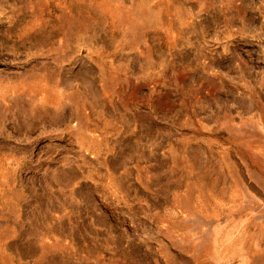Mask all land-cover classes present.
I'll return each instance as SVG.
<instances>
[{
    "label": "rangeland",
    "instance_id": "rangeland-1",
    "mask_svg": "<svg viewBox=\"0 0 264 264\" xmlns=\"http://www.w3.org/2000/svg\"><path fill=\"white\" fill-rule=\"evenodd\" d=\"M0 264H264V0H0Z\"/></svg>",
    "mask_w": 264,
    "mask_h": 264
}]
</instances>
